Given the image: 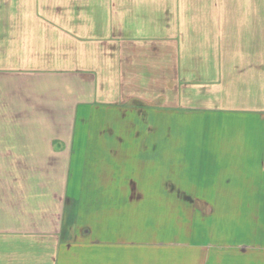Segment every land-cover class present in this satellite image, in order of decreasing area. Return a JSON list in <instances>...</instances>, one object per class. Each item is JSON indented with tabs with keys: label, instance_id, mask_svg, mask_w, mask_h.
I'll list each match as a JSON object with an SVG mask.
<instances>
[{
	"label": "crops",
	"instance_id": "crops-1",
	"mask_svg": "<svg viewBox=\"0 0 264 264\" xmlns=\"http://www.w3.org/2000/svg\"><path fill=\"white\" fill-rule=\"evenodd\" d=\"M224 223L264 264V0H0V264H188Z\"/></svg>",
	"mask_w": 264,
	"mask_h": 264
},
{
	"label": "rangeland",
	"instance_id": "rangeland-1",
	"mask_svg": "<svg viewBox=\"0 0 264 264\" xmlns=\"http://www.w3.org/2000/svg\"><path fill=\"white\" fill-rule=\"evenodd\" d=\"M126 131L131 132L132 129L125 127ZM144 131H147V128L144 129ZM146 134V133H145ZM147 137V134H146ZM99 155V153L95 154ZM211 209H203V215L205 217V222L208 221L207 217L211 213ZM210 222V219H209ZM212 224H205V229L207 227H211ZM218 229L213 231L212 235V229L211 232L204 234V245L198 246L197 251H195L196 254L193 256H188V264H243V247L241 246H233L235 242H237V239L242 236V234H239V232H242V223L236 225L237 230L236 234L237 236H234L233 234L228 235L225 229H228L229 225L227 223L219 224ZM214 227V226H213ZM215 229V227H214ZM218 232V233H216ZM237 237V239H236ZM240 242V241H239ZM149 259H152V262L149 264H155L153 262V257L147 256ZM145 257V258H147ZM144 258V259H145ZM186 259V258H185ZM143 260V257H141V261ZM192 260H196L192 261ZM141 264H144L141 262ZM156 264H159L156 262ZM162 264V263H160Z\"/></svg>",
	"mask_w": 264,
	"mask_h": 264
}]
</instances>
